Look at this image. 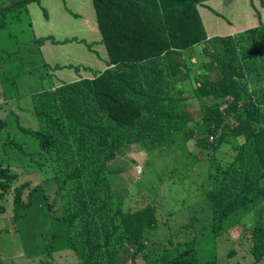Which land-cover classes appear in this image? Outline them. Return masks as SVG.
<instances>
[{"label": "trees", "instance_id": "obj_1", "mask_svg": "<svg viewBox=\"0 0 264 264\" xmlns=\"http://www.w3.org/2000/svg\"><path fill=\"white\" fill-rule=\"evenodd\" d=\"M32 1L41 0H9L0 5V93L1 104L7 105L15 94L5 87L16 85L15 79L27 75L30 80L36 74L41 82L48 81L30 91V95L40 96L32 104L38 129L31 131L17 123L21 132L38 141L45 160L49 159L58 175L57 194L64 216L61 234L53 238L62 244L50 246L47 255L51 258L66 249L73 258L75 255V264H126L128 258L137 257L144 264H153L156 243H146L160 222L156 210L150 205L123 210L108 186L106 163L132 141L148 153L176 142L187 124L186 97L194 95L207 102L201 103V121L195 126L198 138L207 150L220 143L229 146L232 156L210 167L203 185L207 203L203 201L204 210L193 211L198 223L205 218L210 226L196 231L194 242L186 244L182 254L161 264H219L223 261L213 245L238 226L243 229L242 238L249 236L252 242L250 264L258 263L264 257V86L260 92H249L236 80L223 77L230 71L242 74L238 58L247 55L248 45L264 43V25L256 26L254 38L246 33L250 31L237 37H207L190 0H91L101 37L94 42L81 40L87 57L54 66L41 56L39 46L44 39L35 38L34 33L21 37L23 29L12 31L22 15L28 16L27 4ZM132 3H136L134 9ZM258 3L264 10V0ZM156 11L166 17L168 30L161 24L154 26L151 15ZM3 30L8 33L6 44L1 42ZM97 42L104 44L108 57L104 70L83 64L85 58L98 56ZM172 46L179 47L177 58L169 55ZM193 51L204 55L200 73L188 66L182 69L184 61H192ZM151 56H161L164 61H155L153 75H148L150 69L142 63ZM256 64L261 68L264 57H256ZM117 69L120 72H114ZM55 72L67 76L64 82L58 78L61 85L51 84ZM175 78L184 81L176 83ZM51 88H55L52 93ZM219 101L225 102L223 108ZM225 119L227 123L220 121ZM5 128L6 122L0 120V145L14 148ZM212 134L218 136L209 146ZM20 176L0 162V214L10 206L9 220L16 224L29 217L32 205L39 204V196H43L41 184H18ZM141 191L138 199L127 198L129 206L141 198ZM73 199L77 208L70 217L62 202ZM106 207L114 210L111 217L106 216ZM168 215L162 223L174 224L172 214ZM181 229L186 236L191 234V226L184 224ZM0 264H4L1 254Z\"/></svg>", "mask_w": 264, "mask_h": 264}, {"label": "rangeland", "instance_id": "obj_2", "mask_svg": "<svg viewBox=\"0 0 264 264\" xmlns=\"http://www.w3.org/2000/svg\"><path fill=\"white\" fill-rule=\"evenodd\" d=\"M259 0H244L238 5V11L234 10L233 13L226 14L227 21L222 25L203 26L206 36L224 34L238 36L239 33L246 32L250 37L254 38L256 35L254 29L260 23H264V10L258 3ZM9 0H0V5H6ZM225 2V0H224ZM192 5L201 4V0H190ZM136 3H132L134 9ZM230 4L225 2L224 10ZM49 13L45 15L46 11ZM91 0H41L32 1L27 4L28 16L22 15L18 25L12 29L14 33H18L21 29L25 32L21 37L30 35L35 30L38 33H48L50 29L57 31L53 26L59 25V22L66 25L71 29L74 25L83 30L81 37L87 42H94L99 40L101 32L96 26L95 14L93 11ZM250 11L247 14L245 11ZM73 15H77L74 17ZM259 16V20L258 17ZM151 20L154 26L160 24L168 30L170 25L166 22V17L160 15L157 11L152 12ZM29 22L32 26L29 27ZM155 32L157 33L156 29ZM8 33L1 31V42L8 43ZM183 44V41L179 42ZM253 47L248 45L246 53L240 54L238 58V66L242 74L230 71V73L223 77L224 80L230 78L236 80L245 90L251 92L252 90L260 92L264 86V65L257 68L256 57L259 55L264 57V43H254ZM95 49L98 51V56L94 55L91 58H85L83 64H91L98 70H104L108 66V57L103 43H95ZM219 47V45H217ZM179 47L172 46L171 53L173 58H177L176 52ZM57 49L66 52L74 51L85 53L87 49L85 46L77 44H66L57 46ZM185 49V48H184ZM193 51L192 61H184L182 69L185 66L193 69L195 73H200L201 58L204 56L202 53ZM89 55V53H87ZM249 59H248V57ZM180 60H184L183 55H180ZM155 61H164L161 56H151L144 59L142 65L148 67V75H153L154 68L157 64ZM206 67H210L206 63ZM113 69V67L111 68ZM221 70V69H220ZM120 72V70H114ZM123 73L129 72L121 70ZM142 74L145 75L142 70ZM183 77V76H182ZM67 79V76L61 75V72H55L51 84L54 86L61 85ZM16 85L8 84L5 89L15 94V98L8 100L7 105H2V95L0 93V120L6 122L5 135L13 141L15 147L13 148L0 145V162L10 165L11 169L21 175L18 184L23 182H30L32 184H41L45 194L48 196V204L51 209L48 210L47 206L34 203L30 210L29 217L18 224L13 223L10 219L12 209L7 207L5 214H0V254L4 264H75L76 257L66 249H62L51 258L47 255L46 249L50 246L61 245V240L53 238L54 235H60V225L56 219L62 215L60 203L54 199L56 191V184L53 180L54 174L49 169L45 157L40 150L38 141L32 136L21 132L17 123L25 129L35 131L38 129V121L32 111V104L35 99L40 98L39 94L30 91L43 85H47L48 81L41 82L38 75L34 74L31 79L27 75L15 79ZM166 89L168 87L165 86ZM55 88L49 90L53 92ZM219 106H225L224 101H219ZM227 123V120H220ZM84 136L78 138L82 140ZM26 154L23 155L20 150ZM232 156V149L227 145H222L218 150L200 149L195 142L188 143L186 146L176 147L175 149L163 148L146 158V161L140 165L144 166V178L134 175V168L128 169L131 175L128 179L129 190L126 195L133 197L139 196L141 198L136 204L125 205L128 209H139L146 204H153L158 210L159 225L152 230V235L148 238L147 246L152 242L156 243L155 253L152 256L153 264H161L163 261L170 258H176L182 254L186 244L194 242L195 230L191 231L189 236L181 229V226L188 223L190 214L193 211L204 210L205 204L201 199L200 193L197 189V183L205 177L210 169L211 160H227ZM131 166H135V161H132ZM129 167L130 165L127 164ZM39 170V173H29ZM114 174L111 168L108 171V180L110 185L113 182ZM141 180V181H140ZM140 181V182H139ZM140 183L137 186V183ZM16 185V183H15ZM130 185V186H129ZM119 196L124 194L119 191ZM138 199V198H137ZM63 207L67 210L70 217L71 213H75L77 204L73 200H65L62 202ZM106 216H112L114 210L111 207H106ZM167 213H172V218L175 220L174 224L166 225L162 221L169 216ZM205 226L203 223H197L194 227L199 230ZM242 227L238 226L224 236L216 239L215 247L223 262L219 264H250L252 258L250 250L252 242L249 236L242 238ZM201 235V234H200ZM204 240V238L202 237ZM230 252H234L230 255ZM53 259V260H50ZM262 259V258H261ZM48 260V262H45ZM75 260V261H74ZM126 264H144L140 258L132 260L128 258Z\"/></svg>", "mask_w": 264, "mask_h": 264}, {"label": "clouds", "instance_id": "obj_3", "mask_svg": "<svg viewBox=\"0 0 264 264\" xmlns=\"http://www.w3.org/2000/svg\"><path fill=\"white\" fill-rule=\"evenodd\" d=\"M93 10H94V8H93ZM94 14H95V12H94ZM73 16L76 17L77 15H73ZM95 20H96V16H95ZM260 24L264 25V23H260ZM96 26H97V22H96ZM54 28H56V27H54ZM66 29L67 30H74L75 28H74V26H72L71 29H68L67 26H66ZM56 30L57 31H54V33L48 32L46 34H36L35 31L33 32L34 33L33 36L35 38L44 39L43 43L39 46V50L41 52V56H43L41 47L44 45V43L46 41H49V42H51L53 44H66V43L80 42L81 41V39L78 38V37H76V38L70 37V38H66V39H61L60 35L58 34L59 31H62L61 28H56ZM201 103H205L206 104L207 102L203 98L200 101L198 98L194 97V95H190V98L185 100V107L188 108V109H192V111H191V113H187L185 111V109H184V112H185L186 118H187V124L184 127V129H183L182 137H179L176 140V142H174V143H176L175 145H167L164 148L175 149L176 147L178 148L180 146H186L188 143L195 142V144L199 145L200 149H205V144L200 141V139L198 138V134L196 133L197 130H195L196 124L201 121V117H202ZM217 136H218L217 134H212V135L208 136V145L209 146H210V144H214L215 143V139L217 138ZM132 143L137 144L136 149L138 151L142 152L141 156L125 155L126 154V150H127V146L132 144ZM221 146H222V143L216 145V147H214V148L213 147H210V148H211V150H218ZM156 151L157 150H153L151 153H148V152H146L145 150H143L141 148V144L140 143L132 141V142L124 145L119 150L118 154L112 160H110V161H108L106 163V180H107L108 186L111 189V191H112L114 197L116 198L118 204L121 205L123 210H125V211H136V210H138V209H124V207L122 205L123 204V200H125V205L127 204V198L130 196V195H126L128 190H129L128 179L131 176L129 174V172H128V169L134 168V175H136L137 177L141 178V180H142L143 177H144L143 174H144L145 168H144V166L142 167V165H140V163L142 162V164H143L146 161V158L148 156L152 155ZM121 156L124 157V159H125L124 162L117 163L116 160L118 158H120ZM228 160L229 159H227V160H215V159H213L210 162V167H212L214 164H216L218 162H227ZM45 161L47 162L49 169L54 174L53 180H54V182L56 184V191H55V194H54V199L56 201H58L59 203H61V200H60V198H59V196L57 194V192H58V183H57L58 175L52 169V166H51V163H50L49 159L46 158ZM132 161H135L138 164H136L135 166H131L130 163ZM127 164H129L130 166L128 167ZM109 168H111L112 173L114 174L113 182H112L111 185H110L109 180H108ZM209 172L210 171L207 172V175H208ZM206 176L199 181L198 186H197V189H198V192L200 193L201 199L204 202H206V200H205L204 195H203V185H204V181H205ZM42 190H43V196H41V195L39 196V204L47 206L48 210H50L51 206L48 204V196L45 194V191H44L43 187H42ZM119 191H121L124 194V196H119ZM147 205L153 206L155 208L156 215L158 217V210H157L156 206L153 205V204H146V205L140 207L139 209H141V208H143V207H145ZM129 207H132V206H129ZM126 208H128V207H126ZM167 214H172V213H167ZM63 216H64V214H62L60 217H58L56 219V221H57V223L59 225H62L60 219ZM201 220H202V223L205 224V226H203L202 228L197 230L194 227V225L197 224L199 222V220L197 219V217L194 214V212H192L190 214L189 222L186 223L185 225L191 226V229L195 230V231H200V230H203V229H205V228L210 226V222L207 221L205 218H203ZM213 248L216 249L215 244L213 245ZM255 264H257V263H255Z\"/></svg>", "mask_w": 264, "mask_h": 264}, {"label": "crops", "instance_id": "obj_4", "mask_svg": "<svg viewBox=\"0 0 264 264\" xmlns=\"http://www.w3.org/2000/svg\"><path fill=\"white\" fill-rule=\"evenodd\" d=\"M244 0H225L226 3H229L230 6L227 7L224 10V6H225V2L224 0H201V4H197L196 5V9L199 13L201 22L203 24V26H215V25H219L222 26L226 21H227V16L226 14H230L233 13L234 10L238 11V5L241 4V2H243ZM250 1V0H249ZM93 9V8H92ZM94 11V10H93ZM247 14H249L250 11L246 10L245 11ZM47 13H49L47 11ZM259 20V16L257 17ZM74 26V25H72ZM56 28H61L62 31H59V35L61 39H66V38H80L81 40L84 39L81 37V33L83 32V30L79 27L74 26V30H67L66 29V25H63L59 22V25L54 26ZM49 32L54 33V31H52V29H50ZM36 34H46V33H38L36 32ZM212 36H228V35H224V34H218V35H212ZM233 36V35H231ZM207 37H211V36H207ZM66 44H81L80 42H72V43H66ZM66 44H53L49 41H46L44 43V45L41 47L42 53H43V57L52 65L54 66H63L65 64H69L71 62L75 63L77 61H80L79 58L80 57H87V52L85 53H80V52H74V51H66L63 52L59 49H57V46H63ZM176 83H181L184 80H180L179 78H175ZM187 99L190 98V95L186 97ZM185 111L187 113H191L192 109H188L186 107H184ZM176 143H169L166 144L167 145H175ZM137 144L132 143L130 145L127 146V150H126V154L125 155H133V156H141L142 152L138 151L136 149ZM124 157L121 156L120 158H118L116 160L117 163H121L124 162Z\"/></svg>", "mask_w": 264, "mask_h": 264}, {"label": "water", "instance_id": "obj_5", "mask_svg": "<svg viewBox=\"0 0 264 264\" xmlns=\"http://www.w3.org/2000/svg\"><path fill=\"white\" fill-rule=\"evenodd\" d=\"M257 264H264V257Z\"/></svg>", "mask_w": 264, "mask_h": 264}]
</instances>
